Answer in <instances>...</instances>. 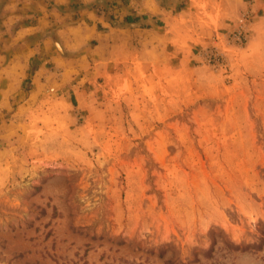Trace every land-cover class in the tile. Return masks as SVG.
Here are the masks:
<instances>
[{
    "label": "rangeland",
    "instance_id": "rangeland-1",
    "mask_svg": "<svg viewBox=\"0 0 264 264\" xmlns=\"http://www.w3.org/2000/svg\"><path fill=\"white\" fill-rule=\"evenodd\" d=\"M158 1L107 68L1 69L0 264H264V0Z\"/></svg>",
    "mask_w": 264,
    "mask_h": 264
},
{
    "label": "crops",
    "instance_id": "crops-1",
    "mask_svg": "<svg viewBox=\"0 0 264 264\" xmlns=\"http://www.w3.org/2000/svg\"><path fill=\"white\" fill-rule=\"evenodd\" d=\"M192 1L188 11L200 0ZM168 13L158 0H0V71L30 68L34 60L35 68L48 61L107 68L112 29L157 30Z\"/></svg>",
    "mask_w": 264,
    "mask_h": 264
}]
</instances>
